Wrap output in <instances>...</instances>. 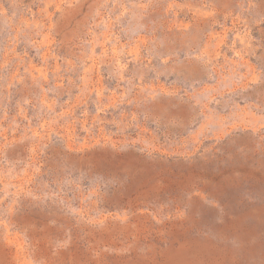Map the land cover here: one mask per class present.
<instances>
[{"label": "rangeland", "instance_id": "obj_1", "mask_svg": "<svg viewBox=\"0 0 264 264\" xmlns=\"http://www.w3.org/2000/svg\"><path fill=\"white\" fill-rule=\"evenodd\" d=\"M0 264H264V0H0Z\"/></svg>", "mask_w": 264, "mask_h": 264}]
</instances>
